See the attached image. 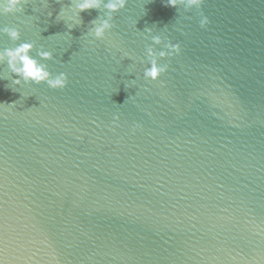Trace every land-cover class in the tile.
I'll list each match as a JSON object with an SVG mask.
<instances>
[{
  "label": "water",
  "instance_id": "1",
  "mask_svg": "<svg viewBox=\"0 0 264 264\" xmlns=\"http://www.w3.org/2000/svg\"><path fill=\"white\" fill-rule=\"evenodd\" d=\"M70 3L0 16L21 33L0 50L35 41L29 54L68 75L64 89L12 86L0 63V261L264 264V0H128L94 42L106 10L68 29ZM146 28L157 52L180 45L157 81Z\"/></svg>",
  "mask_w": 264,
  "mask_h": 264
},
{
  "label": "clouds",
  "instance_id": "2",
  "mask_svg": "<svg viewBox=\"0 0 264 264\" xmlns=\"http://www.w3.org/2000/svg\"><path fill=\"white\" fill-rule=\"evenodd\" d=\"M205 0H167V6L179 8L184 5L186 8H194L198 11L201 9ZM27 0H0V16L23 13L24 5ZM48 3V0H45ZM128 3V0H71V3L65 8L62 7L57 15V19L64 20L68 29H72L80 25L83 21L80 16L81 12L86 10L101 8L106 10L104 17L98 18L90 22L91 27L88 28L85 34L88 37H92V41L104 40L106 34L110 33L114 28V14L124 9ZM201 19L199 21L200 26L206 27L209 20L202 12L199 13ZM52 13H49L51 16ZM147 33V38H150L152 44L146 48L145 56L150 66L144 69V79L157 81L162 74L168 70V65H161L159 61L165 57H172L180 53V45L166 43L164 49L156 51L155 45L163 43L161 36L152 35V29L146 28L144 30ZM0 35H7L12 41H19L21 37L18 27L2 26L0 27ZM36 47L35 41L22 42L15 47L4 48L0 50V63H7L10 71L15 74L16 78L11 79L12 86H21L22 84L34 83L40 85L45 83L51 89H64L68 84V75L65 72H59L53 75L45 64L40 63L36 58L32 57L29 53ZM37 55L42 60H52L53 52L45 50L43 46L37 52ZM124 56L131 59L132 57L128 53H124ZM135 81H132L134 84ZM119 120V115L113 117V122ZM139 127V125H136ZM135 131V128L133 129ZM3 264V261H0Z\"/></svg>",
  "mask_w": 264,
  "mask_h": 264
}]
</instances>
